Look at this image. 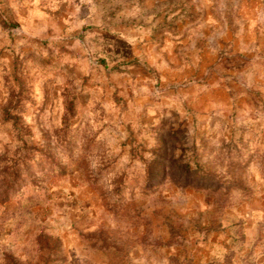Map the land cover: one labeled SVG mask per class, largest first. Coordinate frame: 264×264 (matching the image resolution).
<instances>
[{"label":"rangeland","instance_id":"rangeland-1","mask_svg":"<svg viewBox=\"0 0 264 264\" xmlns=\"http://www.w3.org/2000/svg\"><path fill=\"white\" fill-rule=\"evenodd\" d=\"M0 264H264V0H0Z\"/></svg>","mask_w":264,"mask_h":264}]
</instances>
